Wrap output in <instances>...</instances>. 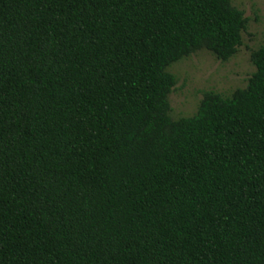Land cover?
Segmentation results:
<instances>
[{"label": "trees", "instance_id": "1", "mask_svg": "<svg viewBox=\"0 0 264 264\" xmlns=\"http://www.w3.org/2000/svg\"><path fill=\"white\" fill-rule=\"evenodd\" d=\"M233 0H0V264H264L256 72L173 120L169 68L227 62Z\"/></svg>", "mask_w": 264, "mask_h": 264}, {"label": "rangeland", "instance_id": "2", "mask_svg": "<svg viewBox=\"0 0 264 264\" xmlns=\"http://www.w3.org/2000/svg\"><path fill=\"white\" fill-rule=\"evenodd\" d=\"M233 5L249 19L242 46L233 58L222 62L214 54L200 51L169 68L176 78L169 98L173 120L193 117L205 93L228 98L236 90L245 89L256 72L251 54L264 43V0H233Z\"/></svg>", "mask_w": 264, "mask_h": 264}]
</instances>
